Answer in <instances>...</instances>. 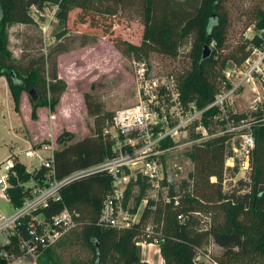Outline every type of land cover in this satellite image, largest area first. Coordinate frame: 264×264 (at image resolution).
<instances>
[{"label":"trees","instance_id":"16d2710c","mask_svg":"<svg viewBox=\"0 0 264 264\" xmlns=\"http://www.w3.org/2000/svg\"><path fill=\"white\" fill-rule=\"evenodd\" d=\"M227 1L0 0V77L7 81L15 111L19 110L24 91L30 95L32 118L39 106H47L53 111L67 87L66 82L58 77L57 57L73 47L59 42L36 59L31 58L27 63L17 62L8 49L7 28L16 23L34 24V15L51 7L54 19L63 27L58 35L61 37L67 31L65 26L69 13L74 9L80 10L79 22L85 23L86 18L91 16L90 22L94 27H97L98 19L113 17L119 11L133 10L143 24L142 44L136 46L121 39L114 42L115 48L124 57L135 56L138 60L153 52L173 60L190 61L188 67L179 65L177 72H171L176 75L182 99L204 107L221 87L222 71L227 62H242L249 54L248 45H261L263 41L256 33L243 43H237L230 49L226 47L230 22L225 7ZM249 22L255 31L263 32L264 10L254 7ZM212 41L214 46L210 47V56L201 59L204 45L209 46ZM89 96L84 95V100L87 112L94 117V135L73 142H68L72 139V133L68 131L56 137V142L63 144L53 153L55 172L59 178L110 156L102 129L114 112L101 113L99 105H91ZM235 117L238 120L247 117V113ZM252 131L255 147L250 156L246 180L239 179L231 187L227 183L228 189L224 190V163L228 154L226 136L196 143L188 152L193 167L187 179L180 183L168 182V202L161 198L146 199L138 220L128 228L115 229L98 224L102 202L111 189V178L105 173L91 174L65 185L61 190V199L43 211L45 215H52L65 207L79 212L80 219L69 233H74L78 241L91 250V264H148L142 259L137 243L154 240L158 241L162 264H261L260 260L264 259V123L253 124ZM170 143L163 141L162 146ZM14 170L21 181L28 179L29 174L20 161H15ZM237 171L238 167H233L230 175L234 176ZM212 177L214 181H211ZM12 181L16 183L13 178ZM146 187L144 182H139L136 195L131 192L133 188L127 190L124 201L128 204L132 199V212L141 201ZM21 189H9L11 203L16 207L21 205ZM215 205L220 211L212 213L210 208ZM17 241L13 235V256L24 255ZM54 245L43 250L37 258L41 257L39 264H59ZM212 245L221 248V253H212ZM5 248L10 250V247ZM199 253L205 258L197 261ZM0 264L7 262L0 257Z\"/></svg>","mask_w":264,"mask_h":264},{"label":"built area","instance_id":"2783aa9c","mask_svg":"<svg viewBox=\"0 0 264 264\" xmlns=\"http://www.w3.org/2000/svg\"><path fill=\"white\" fill-rule=\"evenodd\" d=\"M257 35L263 40L261 45H248L249 54L242 62H227L222 71L221 87L215 92L213 100L204 107H197L194 102L182 99L173 72L155 73L146 60L133 59L136 102L115 110L111 120L103 127L102 136L109 145L110 156L94 165L74 170L59 178L55 172V148L52 144L39 147L46 153L44 155L28 145L1 160L0 257L7 264L21 263L23 255L13 256L11 248L12 236L15 235L17 246L24 255L31 254L35 264L44 249L72 231L80 219L79 212L64 207L55 214L45 215L43 210L61 199V190L65 185L91 174L105 173L111 178V189L99 213V225L115 229L128 228L138 220L146 199L161 198L168 202L166 181L169 178L165 173L164 158L180 145L178 142L181 138L188 137L191 130L194 131L192 145L226 136L228 154L224 163L225 170L237 166L246 173L255 147L252 125L264 123V117L254 122L248 120L251 115L237 120L235 115L243 112L236 109L235 100L243 96L249 86L255 94L249 106L250 112L257 110L258 103H262L258 89L264 94V31ZM213 46L214 41L209 44V47ZM167 140L171 143L162 146V142ZM20 153L37 161L31 169L25 167L29 174L25 181L18 179L14 170V163L18 160L16 154ZM213 178L211 181L215 180ZM139 182L147 185L146 193L132 212L124 200L127 190L131 187L133 192ZM13 187L22 188L21 205L17 207L10 200L9 189ZM176 199L174 196L175 202ZM5 206L10 210H6ZM178 218L181 219V215ZM137 245L141 248L142 259L148 264H151L150 246L160 253L157 240L139 242ZM5 247H10V250ZM202 257L205 258L199 253L196 260Z\"/></svg>","mask_w":264,"mask_h":264},{"label":"rangeland","instance_id":"374dc122","mask_svg":"<svg viewBox=\"0 0 264 264\" xmlns=\"http://www.w3.org/2000/svg\"><path fill=\"white\" fill-rule=\"evenodd\" d=\"M256 6L264 10V0H228L225 3L230 20L226 47L230 49L235 44L243 43L260 32L255 31L253 24L249 22L251 11ZM79 14V9L69 13L65 26L67 31L61 37L58 35L63 27L53 18L51 7H46L42 12L34 15L36 21L34 24L16 23L7 28L8 49L17 62L27 63L31 58L36 59L39 55L50 51L59 42L68 43L73 49L57 57L58 77L66 82L67 87L53 111H50L47 106H39L35 112L36 116L32 118L30 95L26 91L22 92L19 110L15 111L9 89L7 94L6 87L0 83V161L16 146L22 150L31 145L38 149L41 155L46 154L39 148L42 144H52L57 150L63 144L57 143L56 137L65 131L72 133V139L68 142L92 137L94 117L86 110L84 100L86 94L90 95L89 101L92 106H100L101 113H113L119 108L136 102L132 67V60L136 57H124L115 48L114 42L124 39L140 46L143 24L139 17L133 10L119 11L113 17L98 19L97 27H94L90 22L91 16L86 18L85 23H81L78 20ZM82 42L85 44L80 45ZM139 57H143L142 53ZM142 59L146 60L151 71L155 73L156 71L166 73L171 70L177 72L180 69L179 65L188 67L190 64V61L186 59L185 62L182 59L173 60L153 52ZM5 81L4 85H6ZM258 90L262 103H258V109L254 113L250 112L249 106L255 94L249 86L246 87L244 95L238 96L235 100L236 109L247 113V116L251 115L248 120L253 122L260 121L264 117V94L261 93V89ZM193 133V130L189 131L188 137L181 138L178 142L180 145L164 158L165 173L169 181L180 183L187 179L188 173L192 170L193 165L188 152L192 149ZM19 158L27 169H31L37 162L31 157H26L24 153H20ZM231 173L232 169L225 170L224 190L228 189L227 183H230L231 187L236 185L239 179L246 180L247 174L239 168L234 176H231ZM169 181H166L167 185ZM137 193L138 188H135L132 194ZM131 204L132 199L127 205L130 207ZM5 209L10 210L8 206H5ZM210 209L212 213L220 211L217 205ZM54 247L59 264H91V250L79 242L74 233L66 234ZM151 249L154 250L150 254L151 263L162 264L160 253L155 247ZM221 251L222 249L218 246H211V252L215 255L220 254ZM40 260L41 257L35 264H39ZM260 262L264 264V259ZM20 264H33L32 255L29 253L23 255Z\"/></svg>","mask_w":264,"mask_h":264},{"label":"crops","instance_id":"0c3cea01","mask_svg":"<svg viewBox=\"0 0 264 264\" xmlns=\"http://www.w3.org/2000/svg\"><path fill=\"white\" fill-rule=\"evenodd\" d=\"M5 81V79L3 78V77H0V83H1V85L4 87H6V91H7V94H8V85H7V83H6V81H5V84L6 85H4V82ZM23 95V94H22ZM9 96V95H8ZM22 98H23V96H22ZM21 139V138H20ZM16 150H21L18 146H16L15 148H13L7 155H9V154H11V153H13V152H15ZM7 157V156H6ZM16 158L22 163V161L20 160V158H19V154H16ZM3 160V159H2ZM24 164V163H23ZM25 165V164H24ZM25 167H26V165H25ZM27 168V167H26Z\"/></svg>","mask_w":264,"mask_h":264},{"label":"water","instance_id":"95a60500","mask_svg":"<svg viewBox=\"0 0 264 264\" xmlns=\"http://www.w3.org/2000/svg\"><path fill=\"white\" fill-rule=\"evenodd\" d=\"M211 54V48L208 45H204L203 49H202V54H201V59H205L208 56H210ZM30 93H32V91H30ZM33 97H35L34 94H32Z\"/></svg>","mask_w":264,"mask_h":264},{"label":"bare ground","instance_id":"6f19581e","mask_svg":"<svg viewBox=\"0 0 264 264\" xmlns=\"http://www.w3.org/2000/svg\"><path fill=\"white\" fill-rule=\"evenodd\" d=\"M157 250V249H156ZM154 250H152L151 249V246H150V249H149V254H152V252H153ZM150 260H151V258H150ZM151 262V261H150ZM152 264V263H151Z\"/></svg>","mask_w":264,"mask_h":264}]
</instances>
